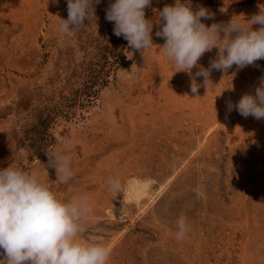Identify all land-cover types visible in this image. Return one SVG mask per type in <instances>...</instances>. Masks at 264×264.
<instances>
[{
  "label": "rangeland",
  "instance_id": "obj_1",
  "mask_svg": "<svg viewBox=\"0 0 264 264\" xmlns=\"http://www.w3.org/2000/svg\"><path fill=\"white\" fill-rule=\"evenodd\" d=\"M110 2L100 0L95 17L67 36L57 30L60 18L67 19V0H0V169L11 164L30 171L62 200L86 197L93 211L82 221L84 238L111 249L108 264H264V120L228 112L226 105L254 94L264 59L242 70H213V84L195 97L188 74L175 73L165 59L159 47L165 41L154 25V46L132 59L127 48V61L98 97L77 117L57 119L45 148V108L56 103L65 71L83 59L80 32L112 37ZM174 3L152 0L145 16L155 21ZM192 5L214 13L203 21L209 26L233 17L243 23L264 7ZM217 51L199 64L207 68ZM45 149L72 155L74 175L67 183L47 167ZM36 151L43 155L32 159ZM109 177L121 180L117 197ZM136 183H146L148 193L128 199ZM181 214L188 232L177 240Z\"/></svg>",
  "mask_w": 264,
  "mask_h": 264
},
{
  "label": "clouds",
  "instance_id": "obj_2",
  "mask_svg": "<svg viewBox=\"0 0 264 264\" xmlns=\"http://www.w3.org/2000/svg\"><path fill=\"white\" fill-rule=\"evenodd\" d=\"M59 3V0H52ZM100 0H67V19H61L58 32L71 36L73 30L85 25L89 16L95 17L94 5ZM152 0H114L106 9V20L114 23L113 33L123 37L131 49L128 59L136 51L144 52L154 46L152 31L164 39L159 46L165 59L174 63L176 72L187 73L190 91L197 97L201 86L213 84V70L227 73L235 65L237 70L253 66L264 59V7L244 22L234 17L227 23L203 21L214 19V13L192 0H175L159 10L158 19H147L146 8ZM239 17V16H236ZM253 25H258L253 28ZM217 49L207 68L199 64L205 53ZM196 69L193 73V69ZM203 77L202 84L197 82ZM228 112L233 109L244 117L264 120V76L255 92L245 93L235 104L226 102ZM47 167L53 168L57 179L67 183L74 173L72 155L65 150L46 152ZM109 190L117 197L123 192L119 178L109 177ZM93 211L86 197L59 199L49 185L30 171L10 166L0 169V264H108L111 249L96 239H85L87 227L82 221ZM177 240L188 232L186 218L177 221Z\"/></svg>",
  "mask_w": 264,
  "mask_h": 264
},
{
  "label": "trees",
  "instance_id": "obj_3",
  "mask_svg": "<svg viewBox=\"0 0 264 264\" xmlns=\"http://www.w3.org/2000/svg\"><path fill=\"white\" fill-rule=\"evenodd\" d=\"M175 1V0H171ZM201 3L224 5L226 1L235 6L261 2L264 0H192ZM170 2V1H169ZM148 19L149 17L146 16ZM88 35V36H87ZM80 32V46L84 52L83 59L77 66L67 69L62 78L57 101L51 107L45 108V120L41 121L45 128V148L51 143L50 128L60 117L73 119L81 114V110L91 104L99 92L108 85L115 70L127 61V41L121 36L105 37L96 40L88 34ZM87 36V37H86ZM47 150L45 149V155ZM42 157L43 153L36 151L31 156Z\"/></svg>",
  "mask_w": 264,
  "mask_h": 264
},
{
  "label": "bare ground",
  "instance_id": "obj_4",
  "mask_svg": "<svg viewBox=\"0 0 264 264\" xmlns=\"http://www.w3.org/2000/svg\"><path fill=\"white\" fill-rule=\"evenodd\" d=\"M220 75V74H219ZM237 76V75H236ZM217 77V76H216ZM229 77V76H228ZM239 79V78H238ZM251 80V79H250ZM257 80V79H256ZM219 81V80H218ZM220 82V81H219ZM218 83V82H217ZM222 83V82H221ZM229 83V82H228ZM225 84V83H224ZM230 86V85H229ZM222 87V86H221ZM227 87V86H226ZM238 87V86H237ZM230 88V87H229ZM226 89V88H225ZM233 89V88H232ZM236 89V88H235ZM245 89V88H244ZM217 91V90H216ZM244 91V90H243ZM246 92V91H245ZM221 93V92H220ZM230 93V92H229ZM245 94V93H244ZM230 95V94H229ZM235 95V94H234ZM237 96V95H236ZM242 96V95H241ZM227 97V96H226ZM228 98V97H227ZM239 98V97H237ZM212 108V107H211ZM221 117V116H220ZM135 180V179H134ZM133 182V181H132ZM131 182V183H132ZM145 182V181H144ZM128 188L130 189L131 187L128 186ZM149 188V186H148ZM148 188H147V184L146 183H140V184H135L133 187H132V191L129 192L128 195V199L130 198H136V199H140L142 198L143 196H145L146 193H148ZM130 191V190H129ZM154 197V196H153ZM152 198V197H151ZM133 200V199H132ZM141 200V199H140ZM147 200V199H146ZM145 200V201H146ZM136 201V200H135ZM138 201V200H137ZM140 202V201H139ZM148 202V201H147ZM150 203V202H149ZM145 204V203H144ZM145 206V205H143ZM122 207V206H121ZM121 209V208H120ZM123 209V208H122ZM119 211V209H118ZM123 211V210H122ZM117 212V211H116ZM120 212V211H119ZM118 216V215H117Z\"/></svg>",
  "mask_w": 264,
  "mask_h": 264
}]
</instances>
